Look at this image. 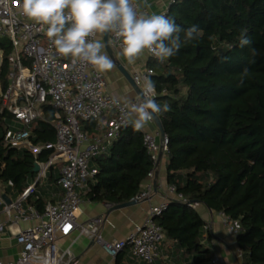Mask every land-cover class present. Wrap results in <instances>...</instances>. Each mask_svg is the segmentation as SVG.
Segmentation results:
<instances>
[{
  "label": "trees",
  "instance_id": "obj_1",
  "mask_svg": "<svg viewBox=\"0 0 264 264\" xmlns=\"http://www.w3.org/2000/svg\"><path fill=\"white\" fill-rule=\"evenodd\" d=\"M166 15L182 28L195 24L200 29L199 38L182 43L175 56L164 63L148 59L146 65L154 70L156 102L169 106L159 116L169 140L168 185L189 202L238 220L243 264H264V0H178ZM242 35L252 40L250 46L240 47ZM250 47L257 50L255 57ZM11 52L9 39L0 37V179L21 195L36 181V163L47 161L51 151L35 158L26 149L4 144L14 122L1 100ZM44 110V118L32 127L34 145L56 141L49 101ZM82 128L90 136L98 134L93 122H82ZM143 136L128 125L109 152L92 161L95 174L86 192L90 201L116 206L141 192L154 168ZM34 194L27 202L43 213L46 203ZM156 222L165 241L192 264H212L210 237L204 241L206 222L197 210L171 201Z\"/></svg>",
  "mask_w": 264,
  "mask_h": 264
},
{
  "label": "built area",
  "instance_id": "obj_2",
  "mask_svg": "<svg viewBox=\"0 0 264 264\" xmlns=\"http://www.w3.org/2000/svg\"><path fill=\"white\" fill-rule=\"evenodd\" d=\"M178 0H171V5ZM139 13L142 9L136 2ZM166 15V14H164ZM46 26L29 20L23 16L17 6V0H0V37L11 42L9 83L1 93L3 108L14 116L15 125L8 127L4 136V144L17 149H26L37 158L43 151H51L47 161L37 162L40 170L34 185H30L18 201L7 205L4 200V185L0 179V207L11 216L15 211L25 219L39 216L33 206L28 207L26 216L24 203L34 192L35 186L48 176L49 171L60 165L59 185L63 189L62 198L58 202H48L40 225L21 231L17 235V243L21 247L19 257L14 262L0 264H78L69 249L61 250L58 242L69 237L79 226L77 211L83 196L88 190V181L95 171L91 169L92 161L109 152V148L117 139L122 128L128 125L123 119L124 101L119 105L113 103L115 97L108 91L106 76L86 63L73 64L70 59L60 57L45 34ZM100 34L95 37L98 39ZM112 49L121 50L120 41L109 34ZM147 52V51H146ZM148 58L157 60L147 52ZM158 61V60H157ZM160 63H164L159 61ZM131 76L141 89L145 76L154 75V70L145 66L133 70ZM163 95L167 94L164 90ZM158 96L153 97L155 99ZM138 97V96H137ZM133 100V102L137 99ZM118 99V98H117ZM50 102L55 111L53 126L56 141L43 145H34L32 138L33 125L44 118V106ZM82 122L95 123L96 136H90L82 128ZM155 124L154 120L149 122ZM161 136L159 129L146 132L143 136L144 147L150 155L154 168L149 172L147 180L152 181L155 170L162 155L169 154L166 136ZM152 192V184L140 192L133 200H146ZM168 200L152 206L149 217L137 224L125 239L105 241L98 233L102 224L101 217L89 223L92 230L91 240L100 245L112 258H116L125 249H129L132 257L144 264H153L160 258V250L166 240L162 228L156 218L162 216L171 201H177L197 209L198 203H191L182 194L177 193L175 186H168ZM108 207L112 205L108 204ZM222 216V224L235 237L242 231L238 220ZM3 225L0 224V230ZM205 238L209 236L210 225L204 226ZM238 257L242 260V251L238 249ZM212 264H222L214 258Z\"/></svg>",
  "mask_w": 264,
  "mask_h": 264
},
{
  "label": "crops",
  "instance_id": "obj_3",
  "mask_svg": "<svg viewBox=\"0 0 264 264\" xmlns=\"http://www.w3.org/2000/svg\"><path fill=\"white\" fill-rule=\"evenodd\" d=\"M144 14H166L171 6V0H136ZM98 40L103 42V35L100 34ZM103 51L107 54L105 48ZM116 58L131 73L133 70L143 69L148 62L147 52L138 58L134 63H129L122 55L121 50H115ZM108 55V54H107ZM106 76L108 91L118 99L134 100L137 95L116 65L112 70L103 72ZM158 128L155 124L148 123L142 132H154ZM161 142V136L158 137ZM167 163L168 156L162 155L155 175L152 181L146 180L141 188V192L146 190L149 184H152V192L146 200L137 202L134 206L120 210L111 211L106 203H97L90 201L86 195L83 196V202L77 211L78 227L67 237L60 239L58 245L61 250L69 249L78 264H144L136 261L129 249H125L116 258L110 257L104 249L96 242L91 240L92 230L89 223L95 218L101 217L102 224L98 228V233L105 241L113 242L126 238L133 231L137 224L143 223L150 214L152 206L166 202L168 196L167 181ZM60 165L53 167L45 180L36 185L33 194L35 199L41 198L47 204L48 202H58L63 195V189L59 185ZM35 182H32L34 185ZM4 195L7 199L16 202L20 195L12 188V185L4 186ZM32 206L27 201L24 203L26 216L30 213L28 207ZM37 217L25 219L20 217L17 212L13 211L11 216L6 215L0 207V224L3 225L0 230V259L4 262H14L18 259L21 247L17 243V235L21 231L40 225L45 219L43 213H40L36 206ZM113 207V206H112ZM206 224L210 225L209 247L214 252V258L220 260L222 264H243L238 257V244L236 237L222 224V216L207 209L204 205L199 204L196 209ZM204 241L208 240L205 238ZM160 258L153 264H192L188 256L183 255V251H178L174 244L165 241L161 250Z\"/></svg>",
  "mask_w": 264,
  "mask_h": 264
},
{
  "label": "clouds",
  "instance_id": "obj_4",
  "mask_svg": "<svg viewBox=\"0 0 264 264\" xmlns=\"http://www.w3.org/2000/svg\"><path fill=\"white\" fill-rule=\"evenodd\" d=\"M19 12L42 27L55 52L73 64L86 63L99 72L113 69V60L103 49L105 44L97 34H112L119 41L121 53L134 63L145 51L158 61L175 56L182 43L199 38V26L182 28L175 19L162 14L139 13L136 0H17ZM183 33V40L181 37ZM240 47L250 46L252 40L242 35ZM250 54L258 53L250 47ZM248 69L243 70L247 74ZM156 86L145 76L137 99L124 101L123 119L134 130H142L150 121L169 111L153 97ZM113 103L121 101L113 98Z\"/></svg>",
  "mask_w": 264,
  "mask_h": 264
},
{
  "label": "water",
  "instance_id": "obj_5",
  "mask_svg": "<svg viewBox=\"0 0 264 264\" xmlns=\"http://www.w3.org/2000/svg\"><path fill=\"white\" fill-rule=\"evenodd\" d=\"M103 43L105 44V50H106L107 54L113 60V63L116 65L117 69L121 72L123 77L126 79V81L129 83V85L132 87V89L135 91L136 95L138 96L141 89L136 85V83L134 82L130 72L126 69V67L116 58L115 52L110 45L109 34L103 35ZM154 122H155L156 127L159 129V131L161 133V139L164 140L166 138V133L163 129L161 119L158 117V118L154 119ZM39 170H40V167H39L38 163H36L35 168H34V172L36 174H38ZM3 198L6 201L7 205L12 204V201L8 200L6 195H4ZM191 203H193V202H191ZM135 204H137V201L132 200V201L127 202V203H123V204L113 206V207H111L110 210L111 211L120 210V209H124L127 207L134 206Z\"/></svg>",
  "mask_w": 264,
  "mask_h": 264
},
{
  "label": "rangeland",
  "instance_id": "obj_6",
  "mask_svg": "<svg viewBox=\"0 0 264 264\" xmlns=\"http://www.w3.org/2000/svg\"><path fill=\"white\" fill-rule=\"evenodd\" d=\"M0 63H1V58H0ZM11 125L13 126V125H15V123L13 122Z\"/></svg>",
  "mask_w": 264,
  "mask_h": 264
}]
</instances>
